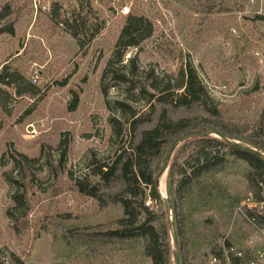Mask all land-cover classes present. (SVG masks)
<instances>
[{
    "label": "rangeland",
    "instance_id": "374dc122",
    "mask_svg": "<svg viewBox=\"0 0 264 264\" xmlns=\"http://www.w3.org/2000/svg\"><path fill=\"white\" fill-rule=\"evenodd\" d=\"M8 5L12 15L0 22V75L7 68L24 79L18 85L0 84V264H150L140 247L102 237L122 216L113 197L123 183L103 188L99 201L81 195L76 180L88 175L98 183L89 176L96 165H111L131 151V116L116 102L142 115L136 135L153 126L163 109L173 118L201 113L196 107L150 104L140 94L142 89L152 93L153 81H164L161 87L175 83L187 64L196 68L210 105L225 122L264 127V0H0V9ZM82 5L99 34L92 42L82 37L80 47L72 29L57 25L51 13L55 9L57 16L70 18L72 7ZM130 13L152 22L154 33L141 48L129 50L123 63L108 67L116 62V45ZM9 25L13 34L3 32ZM19 89L28 91L19 94ZM113 118L123 125L121 137L112 132ZM61 142L67 144L62 150ZM190 150L191 142L180 144L160 178L164 212L172 199L170 168L176 161L182 164ZM248 172L244 162L230 158L189 197L183 226L191 264H200L202 255L221 242L231 228L230 215L253 193ZM24 192L28 200L16 210L13 196ZM163 221H172L176 231L173 213ZM234 229L239 234L241 226ZM169 236L170 263L176 264L180 249L171 229Z\"/></svg>",
    "mask_w": 264,
    "mask_h": 264
},
{
    "label": "trees",
    "instance_id": "16d2710c",
    "mask_svg": "<svg viewBox=\"0 0 264 264\" xmlns=\"http://www.w3.org/2000/svg\"><path fill=\"white\" fill-rule=\"evenodd\" d=\"M11 15L10 5L1 8L0 22ZM70 15V18L57 16L55 9L51 13L52 17H56L57 25L72 29L70 35L77 40L80 47L84 46L82 37L88 38L92 42L99 34V30L92 27L85 15L83 5L73 6ZM261 20L264 18L261 17ZM3 32L13 34V27L6 26ZM153 33L152 22L137 13H130L125 18V25L116 45L114 54L116 62L112 60L108 67H112V64L123 63L127 52L141 48V45L151 38ZM114 77L123 80V82L128 80L125 75H115ZM23 79L20 74L8 73L5 68L0 75V84L2 86L18 85L19 80ZM163 84L164 81H153L152 93L142 89L140 94L147 95L150 104H167L188 111L196 107L200 109L201 113L173 118L169 116L167 109H163L153 126L143 128L141 133L136 135L142 115H138L137 110L127 103L116 102L123 113H128L131 116L127 130L133 142L131 151L121 153L111 165H96L97 167L90 172L89 176L98 178V183L95 184L94 179H89L86 175L84 178L76 180L75 188L81 195L100 201L103 188H107L112 183L122 182V188L115 192L113 197L114 203L122 209V216L103 230L102 237L104 240L118 245L130 248L140 247L145 257L150 260V264H171L170 229L168 228L170 223L163 221V217L168 216V211L164 212L162 209L163 200L159 193L157 178V173L161 171L171 146L184 135L203 131H214L248 145L249 148L242 147V144L233 146L214 137L190 140L187 142H191V150L186 155L184 162L180 164L176 161L170 168L171 204L172 213L178 222L176 233L177 247L180 249V264H191V250L183 226L184 212L189 197L201 182L211 180L213 175L229 164L230 158H233V160L244 162L247 165L249 168L247 181L253 194L262 198L264 191L259 185L264 183V156L260 153L264 152V127L262 124L239 126L225 122L217 107L210 105L211 96L203 85L196 68L191 64L180 69L175 77V83L172 84L169 81L161 87ZM27 91L19 89V94ZM1 92H3L2 87H0ZM78 101L76 96L70 107L71 111L76 109ZM152 107L154 106L152 105ZM110 122L114 136H123V125L119 119L113 118ZM245 132L250 133L246 135ZM64 145L67 144L61 142L58 148L62 150ZM65 150L64 148L61 153L57 167L60 172L65 162ZM21 157L28 160L23 155ZM13 200L16 203V210L20 209L27 202L28 194L26 192L17 193L13 196ZM147 201L151 202L150 206H146ZM11 217L15 221L17 220L15 215H11Z\"/></svg>",
    "mask_w": 264,
    "mask_h": 264
},
{
    "label": "built area",
    "instance_id": "2783aa9c",
    "mask_svg": "<svg viewBox=\"0 0 264 264\" xmlns=\"http://www.w3.org/2000/svg\"><path fill=\"white\" fill-rule=\"evenodd\" d=\"M33 79L37 82L38 76ZM259 186L264 191V183ZM230 224L221 242L202 255L200 264H264V194L258 198L252 193L244 199L230 215ZM237 225L239 234H235Z\"/></svg>",
    "mask_w": 264,
    "mask_h": 264
},
{
    "label": "water",
    "instance_id": "95a60500",
    "mask_svg": "<svg viewBox=\"0 0 264 264\" xmlns=\"http://www.w3.org/2000/svg\"><path fill=\"white\" fill-rule=\"evenodd\" d=\"M209 137L218 138V139L225 141V142H227L233 146H241L240 142L232 140V139L228 138L227 136L216 133L214 131L194 132V133L184 135V136L180 137L178 140H176L173 143V145L171 146V148L168 152V155L164 161L163 167L160 171L159 178H158V184L160 183V178L168 171L172 156L175 153L176 149L180 146V144H183L187 141L194 140V139L209 138ZM166 204L168 207V213L171 214L172 213V204L169 200H166ZM170 229L172 231V238L174 241V245L177 246V233L175 231L174 224L172 221H170ZM175 261H176V264H180L178 252L175 253Z\"/></svg>",
    "mask_w": 264,
    "mask_h": 264
}]
</instances>
